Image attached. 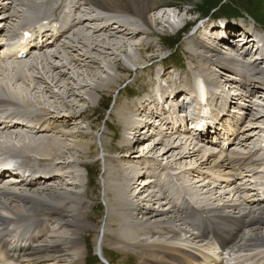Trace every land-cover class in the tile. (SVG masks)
Returning <instances> with one entry per match:
<instances>
[{
	"label": "rangeland",
	"instance_id": "obj_1",
	"mask_svg": "<svg viewBox=\"0 0 264 264\" xmlns=\"http://www.w3.org/2000/svg\"><path fill=\"white\" fill-rule=\"evenodd\" d=\"M31 1H35L34 4L36 3V6L34 5L31 7V5L28 6L26 3L20 0H15L14 3L9 5L8 11H3L0 9V15L4 16L5 18L1 20L5 23V25L4 23L0 24L1 27L4 25V27L7 26L9 29L15 30L23 23H31L37 19L41 11L47 8V2H49V4L56 2L50 0ZM1 7L2 6L0 5V8ZM78 9L81 10L83 15L88 16V18H94L96 16L105 18L106 15L111 13H121L120 16H123L121 18L123 20H125L126 16H128L123 12L113 11L114 9L107 11L99 8L98 6L92 4L89 0H75L74 10L76 14L79 12ZM228 12H234L236 14L242 15L241 19L235 18L234 20H231L232 23L237 22L246 26H253L254 24L256 28L260 29V31H258V36L263 37L264 39V34L262 32V30H264V26L257 24L249 15V13H253L258 16L260 20L264 21V0H160L153 13L159 17L161 21L160 26L154 25V28H156L155 30L157 32L155 35L151 34L150 37V34H147L143 31V33L139 34L138 37L135 38L136 42H141L143 39L144 42L150 41L153 44L151 46H147V50H145L146 53L142 55L143 60L144 58L148 59V62L146 63L139 62L137 65H134V60L129 59L130 56L136 57L138 60L141 58L138 51L134 49V46L132 48H130L131 46H129V48L127 46V51L122 52L117 48V44L114 42L115 45H113L110 50L107 49L109 52H111L109 55L108 53H105L106 51L100 52L99 48H87L84 43L79 42L77 40L79 33V31H77L78 29L81 33H83V35L86 34L92 39L111 37L112 40L114 39L115 41H119L121 36L125 37V35H121V33L117 32L113 33L110 31L96 30L97 27H100V25L103 24L101 22L102 19L100 21L88 19L75 31L71 32L67 37L62 39L56 46L37 55V58L31 56L24 61H20L27 63L25 71L27 78L21 77L22 79L18 80V82L15 81L14 83L13 81H10L11 79L9 80L4 72L0 71V84L3 86L5 85V87L8 85L9 87L7 88L9 90L14 88L15 90H18V88L21 89L27 96L25 98L26 101H32V103H27L38 109V111H43L45 113L49 111L52 112L54 116L65 115L62 116L64 118L58 117V119H60L62 122H55L57 119L51 117L55 124H62V127L55 125L57 127L56 130H59L60 132L54 134L55 136L53 138H57L59 141V152L68 148H70L71 151L68 154H64L63 156H61L60 153L53 152L54 154L51 157L52 159L61 162V157H65L63 160L71 162L73 157L70 154H72V152L77 149L79 143L82 141H87L86 143L89 142L92 145V149L96 150V153L93 156L87 157L85 159L90 164V167H87L90 170L89 176L83 167L76 166L72 167V170L75 172V176L76 173H78L77 176L80 174L79 178H76V176L72 180H57L55 182L48 183V185L63 187L68 191H73L75 195L76 193H81L82 195L87 190V196L84 198H78L76 202V204H79L82 200L86 201L79 207L83 208V211L89 215V219H87L86 222V224L89 226V230H86L80 236L79 245L81 250L77 253L78 255L76 254V258H81L78 264H85V261L87 264H105L97 256V251L95 249V243L101 234V229H103L105 233V236L103 234L102 244L104 243V251H102V253H104L107 258L112 261V264H153L151 261H148V259L151 258V252H147L149 254L145 253L146 255L138 258L136 253L138 252V249L139 251L141 249L137 248L136 245L115 242L106 237V233L109 234L110 230L109 218L113 213V210L110 208L111 206H109V197L106 194V187L108 184L106 171L111 162L116 160L119 161L123 157L126 158L127 153L131 151H117L112 154V145L128 144V146H131L136 150L137 153L135 156L137 155V157L131 155L132 157L125 162V166L127 167L130 164H140L139 166L142 167V162L150 163L148 162L149 160H152L153 164L157 162V164H164L165 166L168 164L167 169H169L167 171L166 169L153 170H157L156 173L163 180L168 177L165 181L171 184L170 186H172L171 188L174 189V193H178L177 198L179 201L182 199L181 194H185L183 188L185 191L188 192L191 190L193 193V195L190 193L191 197L188 196L189 198H192L199 204H204L206 206L216 205L215 203H218L219 198L224 202L226 201V203H230L228 200H234L236 198V196L233 197L232 194H229L235 186H230L227 188L217 187L214 184H209L212 183L209 180H212L211 177L207 176L206 182L203 180L201 174L202 172L209 171L207 168L216 170L217 168L215 165L220 160L226 159V155L227 158L230 159L242 157V155L245 154L255 156V153H253L254 145H259V143L264 145V94H261V96H263L261 98H257L254 101L243 98L240 99L241 105L247 107L241 112L240 116L244 117L247 115V121L245 120V123L241 125L237 124L236 120H232V126L236 124L233 129L235 130V134L238 133V138L235 145H232L233 147H229V149H227V151L223 154L218 152L222 151L221 147L218 145L204 146L202 143L195 145L194 141L193 143L190 138H186L189 136L187 132H183L184 138L179 137L177 134H173L171 136V134L164 132L162 129L164 125L161 124L158 119H152V122L155 125L152 126V131L149 133H147L146 130L142 132H134V129L132 130V128L129 129L131 131H127L121 128V122L124 121V116L119 115L125 113L128 114V111H133V107L135 105L134 103H131L140 100L138 96H136L137 98H133L136 93L143 92L144 90L146 91V87L152 89V86L149 83L151 77L149 76L150 78H146L145 75H148L151 71L156 73L160 70V73L164 74L162 79L163 86L168 87L181 85L182 89L192 88L194 90V83L196 80L203 81L206 79V76H210L213 80V83H215L216 80V82L220 83L221 87L225 88L223 91L225 93L231 92L243 95L248 91H252L253 87H239V76L227 72L220 66L219 63H217L218 65L216 64L217 66L215 64H209L207 61L200 59L196 54L200 52L205 54L203 51L204 49L202 50L199 49V47H196L198 40L202 39L200 37H203V39H205L207 42H211L213 45H215L217 50L221 51V54L222 52H226L227 54L225 53V58L237 60L240 64V67L244 65L247 69H253L251 64L255 63L259 64L261 68H264V61H260V59H257L252 55L245 56L243 52L246 48H239L240 45H236V41L230 45H225L220 42L218 44V41L214 39L216 33L211 29L212 22L208 16L212 15L217 18H225V16H227L225 13ZM108 16L113 17L115 20H117V22L125 24L123 20H118L117 17H114L113 15ZM199 17H205V19L196 26H199V28H197V32L196 28L192 31H189L190 26ZM214 22L218 23V20ZM201 28L202 30L200 31ZM148 32H151V30ZM142 36L143 38H140ZM129 50L131 51L129 52ZM112 52H116V55H112ZM261 53L264 55V51L258 52L259 56H262ZM116 56L117 59H120V62L127 67L123 72L115 69L114 65L111 64L113 61H108L109 59H114ZM190 56L194 57V62L191 60ZM95 57L97 59V64H93L92 61H90ZM154 61L156 62L153 63ZM205 62L207 64H205ZM163 63L166 66L165 71H161L164 70L162 68ZM146 64L151 65L145 70ZM195 64H199L200 67H204L208 71L204 70L205 72L202 71V73L200 71H194L192 73L191 71L197 66ZM186 70H189L190 74H188ZM185 72L188 74V78L187 76L185 77V79H188L189 81L188 87L186 83H181L183 78L180 79V76H184L181 74L178 77V74ZM125 73L128 74L126 75ZM111 74L118 76L121 75L120 78H124L125 76V78L110 91H103L100 93L92 90L93 87L98 86L100 82H102L104 79H107ZM158 76L160 75L157 73V78L159 79ZM166 80L171 81L167 82ZM158 84L159 83H157V85ZM31 85L34 86L32 87ZM67 88L69 90L72 89L73 91L71 90L72 92H69L67 91ZM208 88L209 90H212L210 86ZM261 92L264 91L261 90ZM147 96L148 93H145L142 97ZM127 105L131 107L126 109ZM21 106L33 108L24 104ZM214 108L216 109V107H213V110ZM239 108L240 107L234 109L239 110ZM18 112H20V109ZM46 117L47 116H45V118ZM66 118L69 119V121L64 122ZM143 120L144 119L142 117L140 118V116L135 115L132 118V124L135 122L142 123ZM227 120L228 118H226L225 121ZM47 124L48 126L49 124L54 125L52 122H50V120L47 121ZM64 127L66 128L64 129ZM14 131L18 132V130ZM151 132H153L154 136L150 137L149 134ZM85 134L89 135L85 136ZM117 134L119 136L123 135V138H118ZM124 138L126 140H124ZM174 140H176L175 143L171 144ZM185 140H190L192 145L190 142L186 143ZM12 142L13 143L8 141L6 137L2 139L0 137V149L7 151L6 149L8 148H5L6 146H4V144L16 145L12 148L9 147L12 149L11 151L18 150V145H27L25 142L18 139H13ZM168 144H170V146ZM194 146L196 148L193 149ZM20 147L27 148L25 146ZM166 150H169L167 154H165V156L162 155L166 152ZM188 150L191 152L189 153L190 155H187L186 158H182L181 152H188ZM208 157H210L209 160H207ZM258 157H260V154ZM22 159L25 160V157ZM166 172H169L167 174L169 176L166 175ZM258 180L260 179L258 178ZM69 181H71L73 184L69 183ZM74 182H78L79 184L75 186ZM136 182L138 181H135L134 183ZM5 185L6 184H3L1 186ZM138 187H140V185L135 187L130 193V197L134 198V207H137L140 204L142 194L147 196L152 193L154 195L157 193L155 196L156 198L153 196L149 198L147 196L146 201L142 203V207L150 209L152 208L156 211L167 210L169 208L170 204H167L166 201L168 200L166 197H164V195H161L159 187L156 188V186H154L155 188L152 187L153 189L149 187L150 191L147 193H143L142 190L140 191L141 188L138 189ZM16 190L20 191L18 189ZM52 199H48V201L50 202ZM133 212L134 210L129 211V218ZM71 228L65 232H72V230L75 229L73 227ZM86 248H88V253ZM32 263L67 264L63 261H47L39 263L27 261L21 264Z\"/></svg>",
	"mask_w": 264,
	"mask_h": 264
},
{
	"label": "bare ground",
	"instance_id": "obj_2",
	"mask_svg": "<svg viewBox=\"0 0 264 264\" xmlns=\"http://www.w3.org/2000/svg\"><path fill=\"white\" fill-rule=\"evenodd\" d=\"M21 1L26 3L28 6L31 5V7L34 4L33 1L31 0H21ZM89 1L92 4L104 10L111 11L114 9L113 11L123 12L124 14L128 15L126 16L125 20L121 18H117L118 20H123L125 24L115 21L112 24L114 25L113 27H111L112 22H109L105 26L100 25V27L96 28V30H100V31L121 33V35H125V37L121 36L119 41H115L114 39L112 40L111 37H103L102 39H97V38L92 39L86 34L83 35V33H81L80 30L78 29L77 31H79V33L77 32L78 33L77 40L79 42L84 43V45L87 48H91V49L99 48L100 52L106 51L105 53H108L109 55L111 52H109L108 50H110L111 47L115 44H117L116 45L117 48L122 52L127 51L126 50L127 46L128 48L129 46H131L130 48L134 46L135 47L134 49L138 51L140 57L142 58V59L140 58L141 60L140 59L138 60V58L130 56L129 59L134 60V65L135 64L137 65L139 62L142 63L148 62L147 58L146 59L144 58L143 60L142 55L146 53L145 50H147L146 49L147 46H151L153 44L150 41L144 42L143 39L141 40V42H136L135 38L138 37L139 34L143 33V31L146 32L147 34H150L149 35L150 37L151 34L155 35V33L157 32L155 30L156 28H154V25L160 26L161 21L160 18L153 13L155 7L158 6L160 0H89ZM91 19L96 21H100L102 19L101 20L102 23H104L105 21H110L111 19L115 20L113 17L101 18L98 16L94 18H90V20ZM77 21L79 23H82V16L78 18ZM150 30L151 32H148ZM201 30L202 28L200 29V31ZM203 32L205 33L204 30ZM140 38H143V36ZM197 43L198 44L196 45V47L198 46L199 49L202 50L204 49L203 51L205 53V54L201 52L196 53L200 59L207 61L211 65L212 64L216 65L217 63H219L224 67V69L226 70L228 69V72L234 73L236 75H240L242 80L244 78H248L252 76L250 77V81L255 80L254 86L258 85L261 82L264 84V82L261 81L264 75V69H261L259 65H256L255 63L251 64L255 67L256 71L249 74L238 71L236 68L240 67L239 64L232 59H225L223 56H221V52H219L217 48L211 47L210 45L204 43L203 41L198 40ZM242 46L245 47L248 45L247 43H244ZM130 51L131 50H129V52ZM249 51L250 48L247 51H245V54L249 55L248 54ZM113 54L116 55V52L114 53L112 52V55ZM190 58L191 60H193V62L195 61L194 57L190 56ZM261 59H262L261 61H263V57ZM24 60L25 59H20L16 63H11V62L0 63V71L4 72L5 75L9 78V80L11 79L10 81H13L14 83L15 81L18 82V80L22 78H27V75L25 73L27 63L20 62ZM96 60L97 59L95 57L92 58L90 61H92L93 64H97ZM108 61L109 62L113 61L111 64H113L115 69L119 71L123 72L127 68L126 65L120 62V59H117V56L114 57V59L112 58V60L109 59ZM155 62L156 61H154L153 63ZM205 64L207 63L205 62ZM6 65L8 68L6 67ZM150 65L151 64L149 65L146 64L145 70ZM198 65L195 67L194 70L191 71L192 73L194 71H200L202 73V71L206 70V68L200 67V65L199 66ZM187 72L188 74H190V71ZM156 73L160 75V78L162 80L164 74H161L160 70ZM145 75L146 78L149 76L151 77L150 82H152V84H156L159 82L158 78L155 79L153 71H151L148 75L147 74ZM120 76L121 75L118 76L115 74H111L110 76H108L107 79H104L102 82H100L98 86L93 87L92 90L100 93H102L103 91H110L111 89L116 87L119 82L124 80L125 76L124 78H120ZM156 80H158V82ZM187 80L188 79H184L185 82H187ZM206 81L213 83V80L211 79L210 76H206ZM243 82L244 81H242V83ZM196 85L197 87L199 86L197 89L198 96L203 97V100H205V98L207 97V93L202 81L199 80L198 82H196ZM31 86L33 87L34 85ZM7 87L9 86L7 85ZM7 87H5V85L3 86L0 84V104H4V103L9 104L13 102L16 103V105L18 106V109L16 110L17 114L24 115L29 118H33L34 124H31L26 127L18 126L14 128L13 127L0 128V131H2L0 132L1 139L6 137L8 141H10L11 143H13L12 142L13 139L15 140L18 139L27 144V145H18V150L16 151H11L12 150L11 148L16 145L4 144V146H6L5 148L8 149H6L7 151L0 149V154L11 153L12 156L20 157L21 159L25 157V160L22 159L23 160L22 162L24 164L36 165L42 168L44 167L43 169L45 170H48L49 168H53V167H60V168H64V167L72 168L76 166L86 167V168L90 167L89 162L86 161L85 159L87 157L93 156L96 153V150H93L92 145L89 142H88L89 144L86 143L87 141L80 142L77 149L74 150L72 154H70L73 157V160L71 162H67L63 160L65 157H61L62 159L60 158L61 162L52 159L51 157L54 154L53 152L60 153L61 156H63L64 154L66 153L68 154L71 151V149L68 148V146H67L68 149L61 152L58 151L59 141L57 138H53V137L55 136L54 134H57L60 131L56 130L57 127L55 125L49 124L48 126L47 124V121L51 117H54L53 113L49 111L46 113L43 111H38V109L34 108L29 104L32 103V101L31 102L26 101L25 98L27 96L24 94V92L21 89L18 88V90H15V88L14 89L11 88L12 90H14L12 91L9 90ZM145 89L146 91H149L147 90V88ZM71 90L72 89L70 90L68 89L67 91L72 92L73 90L72 91ZM254 90H256V92H260L261 94V89L257 91L258 89L254 88ZM252 95L253 93H251L250 96L251 98L253 97ZM146 101L147 100L145 101L143 100V102L141 101V104H144ZM23 104L26 106H31L34 109L21 106ZM134 105L135 106L133 107V111H128V114L126 113L119 114L120 116H124V121L121 122V128L125 130H129L130 128H132V130L134 129L135 132L137 131L142 132L141 127H143L145 123L138 124L135 122L132 124V118L137 114L140 116V118L144 116L148 118L153 116L154 112L144 111L141 113H136L140 108L138 109L139 104L134 103ZM130 107L131 106H127L126 109ZM19 109L20 112H18ZM203 110L205 113L209 112V107L207 104L203 105ZM45 116L47 117L45 118ZM176 119L177 117L175 118V120ZM67 121H69V119L65 120V122ZM50 122L54 124V121L50 120ZM169 129L170 130H168V132L170 131L171 136L172 134L177 133L171 130V127H169ZM14 130H18V132ZM88 135L89 134H85V136ZM178 136L180 135L178 134ZM124 140L126 139L124 138ZM175 141L176 140H174L173 143L171 144H174ZM185 142L186 143L190 142V144L192 143L190 140L189 141L185 140ZM168 145L170 146V144ZM20 146H25L27 148H23ZM194 148L196 147L194 146L193 149ZM111 149L114 152L117 151L123 152L125 150H131V151L127 153L126 158L123 157L119 161L116 160L111 162L106 171V175H107L106 177L108 179L106 194L109 197V206H111L110 208L113 210V213L109 218V229H110L109 234L106 233V237L115 242L136 245L137 248L141 249L140 256L142 255L141 253L143 254L147 252L152 253L155 251L154 250L155 247L160 246V248H162L160 252H162L168 258L169 261H171L170 262L171 264H198L199 261L197 257L198 254L203 255V257L205 258V263L208 262L209 264H212L211 262H213L214 259H209L210 257H208L207 254L202 253L201 250L203 249L214 250L213 247L207 242L199 240L200 236H196L194 234L188 233L187 230L183 229V225L187 223L200 225L198 230H201L205 234H207L208 229L210 227L212 230H222L221 229L222 226L218 227L217 225L211 224L213 220L206 221L204 224L201 225V223L203 222L202 218H193V214H191L188 210L187 211L182 210L180 207H177V205L175 204L172 205L170 209L162 210V211H156L155 209L152 208L150 209V208L142 207V203L146 201L147 196L149 198L152 196L155 197L157 193L155 195L152 193L147 196L142 194L141 195L142 197L140 199V204L137 207H134V200H133L134 198L130 197V193L135 187L139 185L140 186L144 185L140 189V191L142 190L143 193L149 192L150 188L154 186H156V188L157 186H159L162 194H166L170 191L169 189L168 190L165 189L167 188L165 186L168 185V182H166L165 180L168 178L167 176L169 175L167 174L170 171L168 173L166 172L167 178L165 180L161 179V177H159L158 174L156 173L158 169H166L167 171L169 169V168L167 169L168 164L166 166L164 164L159 165L157 164L158 163L157 162L151 165L146 162H142L143 164L142 167L139 166L140 164L139 165L130 164L127 167L125 166V162L132 157L131 155L137 157V155L135 156V154L137 153L136 150L133 149V147L128 146V144L112 145ZM168 151L169 150H166V152L162 155L165 156V154H167ZM189 153H191L189 150L188 152L182 151L181 157L186 158L187 155H190ZM249 158L235 159L234 162L231 161L228 164L232 163L234 165H240V167L241 165L245 166V162L249 161ZM209 159L210 157H208L207 160ZM148 162H150V160ZM153 169H157V170L155 171ZM162 172L161 174L163 175ZM74 173L75 172H71V175L76 177L77 174L75 176ZM145 173L148 175L147 177H145L144 175ZM221 176L222 175H220L219 177L221 178ZM79 177L80 174L76 178ZM57 180L60 179H55L54 181ZM1 181L2 180H0L1 185L3 184L6 185L5 186L0 185V256H1L0 264H17V263H13L16 260H23L20 263L31 260L37 262L63 261L66 262L67 264H78L80 261H77L75 259V255L81 250L79 245L80 236L82 235L83 232L89 230L88 229L89 226L86 224L87 219H89V215L83 211V208L79 207L81 204H83L86 201L82 200L80 201L79 204H76L78 198H84V197L81 194H77V193L75 195L73 191H68L63 187H57L53 185L38 186V184L36 185L35 183L32 182L29 183L23 181L19 182L18 180H13V179H9L6 181L3 180L2 182ZM135 181L138 182L134 183ZM205 181L207 182V179H205ZM76 183L77 185L79 184L78 182ZM209 184H213V183H209ZM139 188L140 187H138V189ZM16 189L20 191L18 192L16 191ZM188 193L189 194L191 193L193 195L191 190H189ZM230 193H232V191ZM48 199H52V201L49 202ZM257 201H259V204H256ZM170 202L171 201H169L168 203ZM223 202L224 201H222L220 198L218 199L219 205L222 204ZM263 203L264 201L254 200V202H251L249 204H244L242 202V203H231L230 205L227 206V208L229 209L232 208V211L235 212L234 223L239 225L242 224L245 226H249V228L246 229L245 231L248 230L251 231V233L250 232L245 233L246 235L244 236L243 235L241 236L239 233H236L234 238L233 244L235 245L234 246L235 250L233 252V256H237V258H239V256L245 255L246 260L244 264H248L249 261L254 262L260 256L264 255V249L258 252V249L264 248V231H263L264 208L259 209V207L262 206ZM130 210H134V212L132 215H130L129 218L128 214ZM223 220L224 222L226 221V219ZM47 221H49V223L52 226H59V228L57 229L51 228V226L46 223ZM71 227L75 228L74 230H72V232L69 231L65 232ZM224 234H230V232L227 231ZM10 237H13L16 240H18V248L14 252H13L12 244L9 241ZM156 237L158 239H155ZM156 241L158 243H156ZM98 245L101 246V250L104 251L102 242L98 244L97 241L95 244L96 248H98ZM4 248H11V252H8L6 256H4L1 253V251L5 250ZM255 252L256 254H254ZM103 256L106 257L105 254H103ZM150 260L153 264H163L157 258H151ZM199 263L201 264V262Z\"/></svg>",
	"mask_w": 264,
	"mask_h": 264
}]
</instances>
